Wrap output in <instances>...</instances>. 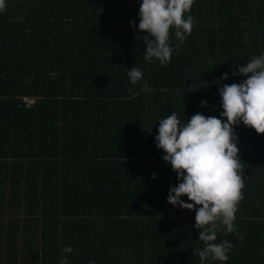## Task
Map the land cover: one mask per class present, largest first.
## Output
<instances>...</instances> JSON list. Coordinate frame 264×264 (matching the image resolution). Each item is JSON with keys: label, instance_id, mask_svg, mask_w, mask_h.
Segmentation results:
<instances>
[{"label": "trees", "instance_id": "trees-1", "mask_svg": "<svg viewBox=\"0 0 264 264\" xmlns=\"http://www.w3.org/2000/svg\"><path fill=\"white\" fill-rule=\"evenodd\" d=\"M138 8L6 0L0 11V264H201L198 205L166 201L178 181L154 144L157 119L219 117L218 87L243 80L236 68L264 52V0H194L191 33L165 66L144 59ZM233 131L243 199L236 230L215 241L233 248L204 264H264V133L242 122Z\"/></svg>", "mask_w": 264, "mask_h": 264}, {"label": "clouds", "instance_id": "clouds-1", "mask_svg": "<svg viewBox=\"0 0 264 264\" xmlns=\"http://www.w3.org/2000/svg\"><path fill=\"white\" fill-rule=\"evenodd\" d=\"M194 0H139L138 30H146L144 59L155 58L160 65L170 62L174 50H179L185 37L191 33L194 18L187 15ZM6 0H0V11ZM130 26L132 22L130 21ZM176 38L170 40L169 30ZM139 36V31L137 32ZM151 37V39H149ZM247 34H245V39ZM129 82L135 84L143 77L140 68L126 69ZM233 75H244L240 82L218 87L220 108L217 116H205L196 112L184 121L176 111L158 118L154 144L163 150L161 159L175 172L177 183L169 186L166 201L181 209H195L194 227L199 229L196 239L203 244L195 248L204 264L206 259L225 262L233 244L228 240L215 242L217 233L234 232L237 205L243 199L241 189L242 165L236 146L237 136L233 125L243 123L264 133V52L253 55L246 64L238 66ZM227 73H222L223 80ZM206 101H200L204 105ZM224 118V119H221ZM155 178V173L151 174ZM186 195L187 201L180 199ZM71 245H64L61 253H71ZM59 264H69L68 257L61 255ZM89 264H95L94 260Z\"/></svg>", "mask_w": 264, "mask_h": 264}, {"label": "built area", "instance_id": "built-area-1", "mask_svg": "<svg viewBox=\"0 0 264 264\" xmlns=\"http://www.w3.org/2000/svg\"><path fill=\"white\" fill-rule=\"evenodd\" d=\"M23 101H24V103L26 104V106H29V105H31V104L34 103V99L29 98V97H25V98H23Z\"/></svg>", "mask_w": 264, "mask_h": 264}]
</instances>
